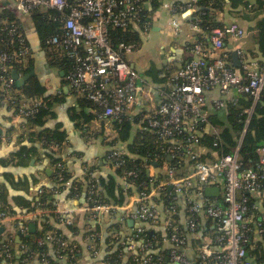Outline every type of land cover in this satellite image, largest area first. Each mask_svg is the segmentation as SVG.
<instances>
[{
    "label": "built area",
    "instance_id": "obj_1",
    "mask_svg": "<svg viewBox=\"0 0 264 264\" xmlns=\"http://www.w3.org/2000/svg\"><path fill=\"white\" fill-rule=\"evenodd\" d=\"M159 1L161 8L167 10L172 17L170 24L175 34L178 33L180 25L176 15H179L180 19L193 15L198 2V0H185L182 4H172L171 0ZM0 2L12 4L16 11L23 15H29L37 9L41 11L52 9L59 13L57 22L60 32L48 38L47 43L52 45L61 56L74 62V66L65 76L68 86L77 95L83 96L96 106L94 113L97 118L119 122L133 105L143 107L141 99L145 80L131 67L126 58L132 50L122 44L114 49L108 32L110 28L126 29L128 26L139 30L137 17L143 6L147 5L148 0H0ZM150 26L151 23H147L143 32ZM188 26L194 34L199 32L196 23L190 22ZM7 35L10 39L9 43H16V47L13 44V47L9 49H0V85L6 100L17 104V117H27L33 114L42 103L25 97L14 98L12 72L13 65L25 66L30 50L24 44L25 38L22 33L18 32L15 26L10 27ZM245 37V30L236 21L222 28L213 29L207 35L205 43L194 37V41L190 43L191 46L186 48L190 60L178 66L172 75L171 91L166 96H162L150 115L144 117L147 129L155 133L158 140L186 150L190 156L188 160L190 173L176 177L175 171L166 167L164 173L168 181L159 182L151 191L137 192L136 204L129 216L140 224L135 228L133 235L123 243V247L133 253L132 261L137 264H162L161 261L153 260L151 249L163 243L172 245L164 262L195 264L187 258L183 248L189 236L197 235L201 215L210 220L211 228L216 231L215 235L212 238L210 236V240L202 246L200 257L203 260L213 258L212 264H252L242 246L246 241L248 224L252 220L246 218V201L239 195L244 191L256 199L253 209L262 211L260 219L255 222L259 227L264 221V175L259 172H264V147L256 149L259 170H244L239 162V145L231 154L218 158L209 159L207 155H202L207 154V149L199 145L201 133L197 129V124L210 125L209 112L204 110L206 106L204 93L217 88L220 98L212 102L214 109H224L226 103L239 94H246L252 98V106L244 110L247 115L245 127L241 133L244 134L254 104L264 85V60L259 63L256 59H248L244 56L240 44ZM225 41H230L231 50L236 52L243 71L242 75L231 69L227 61V51L230 49L225 47L229 43ZM213 53L217 56L210 61L209 56ZM229 94L232 95L231 98L227 97ZM183 131L188 135L185 141L180 139ZM211 131L214 134L217 133L216 128L212 127ZM194 147L197 148V152H192ZM202 150L203 153H201ZM112 155L124 154L118 150ZM132 175H134L133 172L127 173V177ZM151 177L155 180L153 176ZM124 179L125 177L122 181ZM57 182L69 185V181L64 180L60 175ZM123 185L125 188L131 187L127 183ZM43 186L42 183L37 186L35 196L44 192ZM165 186L169 187L174 196L168 207L164 205V200L161 198ZM211 186L219 188L218 197L205 196L204 189ZM85 191L87 194L84 198L83 210L92 214L93 220L125 210L122 205L98 202L95 199L97 193L88 185V181ZM52 192L54 197L59 193L58 190H52ZM154 195H158L162 207L159 208L154 203L152 200ZM178 196L186 200L185 226L179 225L176 218ZM217 199H221L222 202L219 204ZM60 205L56 199L52 201L54 213L60 216L59 222L63 223L67 221L65 217L68 211L59 208ZM39 213L40 211H35L16 217L10 212L0 211V228L3 229L4 224L14 220L38 221ZM194 215H197V220L193 217ZM145 224L161 225L165 229V234L161 235V239H146L144 236L146 230L150 235L152 232L144 226ZM20 231L25 232L26 228L22 226ZM94 231L88 234V248L93 257L98 254L99 239V235L97 236ZM167 231L168 235H166ZM153 240H155L154 244ZM53 241V235L48 233L39 240V244H46L52 248L58 258H68L53 248ZM10 242V235L0 241V257L5 264H12L13 251L9 246ZM215 243H220L221 246L213 247ZM60 246L67 250L70 258L76 254L74 246L70 247L66 242H62ZM40 262L49 264L43 256Z\"/></svg>",
    "mask_w": 264,
    "mask_h": 264
},
{
    "label": "trees",
    "instance_id": "obj_2",
    "mask_svg": "<svg viewBox=\"0 0 264 264\" xmlns=\"http://www.w3.org/2000/svg\"><path fill=\"white\" fill-rule=\"evenodd\" d=\"M240 3L242 11H244V16L247 19L249 18L253 20L259 15L264 14V0H253L252 4H248L247 2L242 3L241 0H198L196 12L185 18L187 23L193 22L199 27V32L193 35L195 39L205 43L207 35L213 29L222 28L226 25L216 19V14L223 10L225 5L234 10L238 8V4ZM160 5L161 3L159 0H148L147 5L143 6L137 17L139 30L132 29V26H128L126 29L110 28L108 34L111 46L114 49H117V47L122 44L129 47L132 51L138 50L142 42L140 33L143 32L144 26L151 22L153 12L156 11ZM58 17L59 13L52 9L47 11H41L38 9L33 10L28 16L32 23L38 45L45 54L47 64L49 67L55 68L59 71L57 76L60 86L63 88L64 86L69 88L65 76L67 71L74 66V62L61 56L52 45L47 43L48 38L60 32L58 29L59 24L57 22ZM23 18L24 17H20V19ZM20 19L17 14L8 8L0 13V49H9L13 47L14 42L10 44V39L7 35L8 30L12 25L16 27L18 32L22 33L25 38L24 44L29 48V43L27 42L22 27L23 23ZM254 31L256 51L249 52L248 50H243V52L246 58L256 59L261 63L262 60H264V18L256 21ZM190 46L191 44H186L185 48ZM14 47H16V43L14 44ZM225 47L227 48L228 46L226 45ZM189 60L190 57L184 59L180 66ZM227 61L230 63L232 70H238L239 74L242 75L243 71L241 65L236 67L232 62L231 51H227ZM33 67L34 65L30 54L26 58L24 67L13 65L14 71L21 75L28 74ZM177 68L173 66L169 67L168 65L163 66L162 68H156L154 65H150L145 74L156 84L162 85L161 94L164 97L171 91L170 83L172 75ZM60 72H62L63 75H60ZM12 90H14L15 99L25 97L27 99L41 101L42 103L30 116L18 118L19 124H17L15 130L13 127H10L8 131L6 130L4 134L0 135V137L4 136L14 130L16 139L13 146L15 148L5 157L0 156V211H7L12 214H17V212H19L21 215L40 211L38 214V221H36L37 223L39 222V230L36 229V231L30 233L28 225L26 223L22 225L26 228V233L32 235L30 236L31 238L28 237V239H23V243L27 246V252L23 253V256L28 257L30 253H33L38 255L41 259L43 256L49 264H58L51 261L48 257V248L46 244H39V240H42L46 234L50 233L54 237L53 248L58 250L62 256L66 255V257H68L65 258L67 264L74 263L76 255L73 254V258H70L67 250L60 246L62 242H66L68 246L72 247L74 246L73 243L67 242L62 236L60 229L50 222L51 219H53L54 222H59L60 219V216L54 213V208L52 206V201H55L56 199L52 190H60L61 186H64L57 182L59 175L62 176L64 180L70 178L72 181L71 186L67 189L68 192L66 193L69 197L72 194L78 195L82 192V194L84 193L85 198L87 191H85L84 188L83 192V186H86V182L88 181V185H90L97 193L95 199H97L98 202L122 205L124 198L127 195V190H125V186L123 185L124 183L134 187L136 192H148L154 189L159 182L168 181L166 173H161L159 170L163 166L172 168L175 171L176 177L188 174L185 172L188 171L187 167L190 163L188 161L190 156L186 153V150L183 148H175L172 145L158 140L156 134L147 129L145 118L143 119L139 116H137L133 123L140 122L142 123V127L146 128L132 139L130 136L132 129L131 118L128 115H125L121 118V121H114L111 123L110 126L116 133V136L113 139H108L109 136L107 131L102 127L98 130L94 129L92 131L94 135H102L106 138L107 141H105V143H107L108 146L114 147L118 143H125L127 152L135 156V158H130L125 154L113 156L112 153L118 151L117 149L108 150L104 156L105 160L113 167L116 176L121 180L125 177L124 181L121 183L122 185H119L112 175H100L95 179L87 175L88 172L83 176L82 183H80L76 178L71 176L66 165V158H63L67 146V137L62 124L56 122L53 127L50 128L48 126L51 121L57 119L55 107L59 105V98L50 94L44 83H42L36 75L29 77L21 87L16 84L14 79ZM72 92L76 97L82 99V107L89 108L90 110V115L88 117L85 116L83 119L82 117L78 119L84 125V127H82L83 129L86 126L84 133L86 134L87 130L90 129L89 124L91 121H102L100 122V124H102L104 120L97 118L94 113L96 106L92 104V102L88 101L83 96L77 95L74 91ZM62 101L63 100H60V103ZM252 104V98L249 95L239 94L233 98L232 101H228L224 109H214L212 104L205 106L204 110L209 112L208 120L210 125L201 126L200 124H197V129L201 133L199 136V145L207 149V158L214 159L231 154L234 148L239 145L238 155L242 169L259 170L256 149L261 146L264 147V85L259 98L254 104L253 111L246 125V130L244 134H241L247 118L244 110L250 108ZM1 107H3L7 113H10L9 115L17 117V104L6 100V95L0 85V108ZM67 114L69 119H73L70 112L67 111ZM74 117L76 118V116ZM212 127L217 129L216 134L211 131ZM187 138V133L183 131L180 139L185 141ZM192 152H197V148L194 147ZM41 153L43 157L41 156ZM32 160L35 161L36 165L32 166V168L38 170L37 166L45 162L47 168L51 171L50 174L47 173L45 168H40L38 172L36 171V175L40 174L41 176H47V185L45 184L43 186L44 192L39 196L31 198L19 194L12 195L11 199L14 204H9L8 198L10 197V191H27L29 186H36L38 184L40 176L36 177L35 175H32L31 180H29L25 175L18 176L12 171L14 168H29ZM153 162L157 163L156 169L160 172L157 174V179L155 180L149 176L147 172L148 168L152 167ZM58 165H60L61 168L58 167ZM129 172H133L134 175L127 177V173ZM259 172L264 175V172ZM173 197L172 191L168 186H165L162 190L161 198L164 200V205L166 207L172 202ZM239 197L245 199V206L247 208L245 216L252 220V222L248 224L249 229L246 232V241L242 246L252 264H264V221L261 222L259 227L255 224V222L260 219L262 211L253 209L256 199L246 192L242 191ZM217 202L220 204L222 201L221 199H217ZM193 217L197 220V215H194ZM198 219L200 220L199 217ZM209 223L210 220H206L205 224L207 225L199 227L197 235L201 234V238L208 234L211 238L215 235L216 231L214 228H211L212 225ZM168 234L169 232L167 231L166 235ZM144 236L149 240L162 238L160 233L156 232L150 235L147 230L146 233H144ZM154 243L155 240H153V244ZM9 246L13 251L12 264H16L19 259L16 258L14 253L13 238H11ZM212 246L220 247L221 244L215 243ZM154 248H156V245L151 249V251H154L151 252L153 260L157 262L161 261L162 264H164L165 256L162 253H156ZM116 252L118 251H115V253ZM74 253H76L75 247ZM116 254L118 256V253ZM113 259H115L114 256H112V260ZM204 261L206 264H212L214 259L206 258L203 260L201 257H198L196 264H202ZM1 262H3L2 257H0V263ZM131 264L137 263L132 261Z\"/></svg>",
    "mask_w": 264,
    "mask_h": 264
},
{
    "label": "crops",
    "instance_id": "obj_3",
    "mask_svg": "<svg viewBox=\"0 0 264 264\" xmlns=\"http://www.w3.org/2000/svg\"><path fill=\"white\" fill-rule=\"evenodd\" d=\"M184 1L185 0H171V3L182 4ZM241 2L252 4L253 0H241ZM238 5V8L234 10L225 5L223 10L216 14V19L223 24H228L232 21L238 22V24L245 30L246 33L245 39L240 44V49L244 51L248 50L249 52H255L256 45L254 43V28L256 21L264 18V14L259 15L253 20L249 18L247 19L245 18L244 11H242V7L240 6L241 3ZM9 7H12V4H8V2H0V13H2L6 8L9 9ZM152 16L153 18L150 22V28L147 31L140 33L142 42L139 49L132 51L126 56L131 67L145 80L144 93L141 99L143 102V107L133 105L127 114L131 118L130 121L132 122L130 134L132 139H134L136 135L144 129L142 127V123H133L137 116L144 119L146 115H150L162 98V85L153 82L146 76L145 72L150 67V65H154L156 68H162L163 66L167 65L169 67L173 66L177 68L184 61V59L190 57L189 52L186 51L187 49L185 48V45L194 41V33L189 29L185 18L180 19L178 17L179 15H176L180 25L178 33L175 34L170 24L172 17L169 12H167V10L161 8V5L156 11L153 12ZM20 20L23 23L22 27L27 42L29 43L30 56L34 65V67L30 70H33L34 75H36L42 81V83H44L50 94H53L59 98V105L55 107L57 119L51 121L48 126L51 128L56 122H60L63 126V130L65 131V135L67 137V146L63 158H66V165L71 176L82 183V178L86 172H88L87 175L95 179L100 175L105 176L109 174L114 177L119 185H122V180L116 176L113 167L105 160L104 156L107 151L111 149L120 150L123 152V154L130 158H135V156L127 152L125 143H118L114 147H111L105 143L107 139L102 135H94L92 133L94 129L98 130L100 127H102L107 131L109 136L108 139L115 138L116 133L110 126L114 121L104 119L102 124H100L102 121H91L89 124L90 129L87 130L86 134H84L86 126L83 129L82 127H84V125L78 119H80V117H82V119L85 116L88 117L90 115L89 108L87 109L82 107V99L76 97L71 89L65 86L64 88L60 86L57 76L59 71L55 68L49 67L47 64L45 54L38 45L31 21L29 18H23ZM225 42L229 43L227 44L229 47L230 41ZM230 51L232 50L230 49ZM216 56L217 54H211L209 56V60L211 61L215 59ZM236 72L239 73L238 70H236ZM28 74H17V80H15L16 84L21 87L29 77H32L29 76L26 80H23ZM204 95L206 105H211L214 100L220 98V93L218 92L217 88L206 91ZM227 97L231 98L232 95L229 94ZM60 100L63 101L60 103ZM3 107L0 108V135L4 134L6 130L8 131L10 127H13L15 130V128H17V124H19L18 117L9 115L10 113H7ZM67 111L72 114L74 120L72 118H68ZM74 116H76V118ZM14 130H12L11 133L0 137V156L5 157L15 148L13 147L16 140ZM203 152L204 151L202 150L201 153ZM202 155L205 156L207 154L203 153ZM41 156L43 157L42 153ZM189 165L190 163L188 164V167ZM32 166H36L34 160L30 162V167L27 169H12L15 175H25L29 180H31L32 175H35L36 177L40 176V178L38 179V184L36 186H29L27 191H10V197L8 198L9 204H14L13 200L11 199L12 195L19 194L31 198L35 196V189L39 184L42 183L43 185H47L46 175H36V171L38 172L40 168H45L47 173L50 174L51 171L49 168H47L46 163L43 162V164L37 166L38 170L32 168ZM188 167V171L185 173L189 174L190 168ZM165 168L166 166H163L159 169L161 173L165 171ZM147 172L149 176H153L155 179H157V174L160 173L157 171L156 167L153 166L149 167ZM68 181L69 185L63 184L66 187L61 186L62 190H58L59 193L55 197L56 200L61 204L59 208L68 211L65 217V219L67 218V221L60 223L58 221L54 222V220L51 219L50 222L58 227L62 236L67 240V242L73 243L74 247L76 248V258L73 264H131L133 253L126 250V248L123 247V243L133 235L135 228L140 224L129 216L130 211L134 209L136 204L135 197L137 192L135 191V188L132 186L128 187V189L124 187L125 190H127V195L124 198V202L122 204L125 210H119L111 215H104L98 220H93L92 214L83 210L85 204L84 193L82 194L81 192V194L78 195L72 194L70 197L66 194L68 192L67 189L71 186L72 182L70 178ZM84 188L85 186H83V192ZM152 200L159 208L162 207V203L158 195H154ZM176 206L177 222L179 225L185 226L186 200L184 197H177ZM13 215L18 217L21 214L17 212V214ZM206 220V217L201 215L200 226L203 227L204 225H207L205 224ZM23 223H26L28 227L30 225L34 226L33 231L29 230L30 233L36 231V229H40L38 224L39 222L37 223L32 219H25L23 222L14 220L4 224V232L2 231L3 233H0V241L3 240V238L7 235H10V237L13 238L15 256L20 260H18L16 264H41L40 257L36 254L30 253L28 257L23 256V253L27 252V246L25 243H23V239H28V237L31 238L30 236H32L31 234L29 235L26 233V231H20V228L22 225H24ZM144 226L149 229L152 234L156 232L160 233V235L165 234V229L161 225L152 226L145 224ZM92 231L96 232L97 236L99 235L97 246L98 254L95 257L91 255L88 248V234ZM201 236V234L189 236V238H187V244L183 248V252H185L187 258L195 264L197 258L200 257V253L202 252V246L207 243L208 240H210L209 234L202 238ZM47 248L48 257L51 259V261H54L58 264H67L65 259L57 257L55 251L52 250V248L49 246H47ZM171 248L172 245L169 243H163L161 245H157L154 249L156 253H162L165 257H167ZM115 251H118L116 252L118 253V256ZM112 256H114L115 259L112 260ZM0 264H5V262H1ZM164 264L173 263L170 261L169 263L164 262Z\"/></svg>",
    "mask_w": 264,
    "mask_h": 264
},
{
    "label": "water",
    "instance_id": "obj_4",
    "mask_svg": "<svg viewBox=\"0 0 264 264\" xmlns=\"http://www.w3.org/2000/svg\"><path fill=\"white\" fill-rule=\"evenodd\" d=\"M9 9L11 11H13L15 14H17L19 16V18L20 17H24V18L27 17L28 18V16H29V15H23V14L19 13L18 11H16V9L14 8V6L9 7ZM228 48L231 49V46H229ZM231 57H232V62L234 64V66L238 67L240 65V63H239L238 56H237V54H236V52L234 50L231 51ZM33 75H34L33 70H30L29 74L27 76H25L23 80H26L29 76H33ZM60 75H63V73L60 72ZM12 76H13V78L15 80H17V73L15 71L12 72ZM152 166L153 167H157V163L156 162H153L152 163ZM204 194L207 197H218L219 196V188L217 186L206 187L204 189ZM29 230L30 231H33L34 230V226L33 225H30L29 226ZM2 231H3V229L0 228V233Z\"/></svg>",
    "mask_w": 264,
    "mask_h": 264
}]
</instances>
